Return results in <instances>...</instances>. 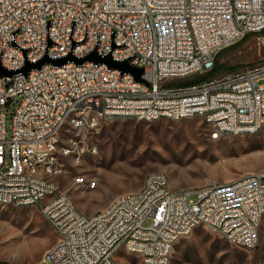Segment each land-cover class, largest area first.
Instances as JSON below:
<instances>
[{
  "label": "built area",
  "instance_id": "built-area-1",
  "mask_svg": "<svg viewBox=\"0 0 264 264\" xmlns=\"http://www.w3.org/2000/svg\"><path fill=\"white\" fill-rule=\"evenodd\" d=\"M264 29V0H0V65L19 70L44 54L55 59L91 51L142 68L137 81L104 63H46L27 75L0 76V204L35 206L56 233L36 264H115L111 248L172 253L199 222L229 244L251 249L264 215V170L198 189L171 188L168 175L147 172L141 185L82 213L61 175V157L86 151L85 132L101 119L202 117L210 137L255 134L264 127V62L220 78L198 79L216 53ZM195 76L193 82L177 79ZM195 80V81H194ZM18 98L7 126V108ZM72 111L70 120L63 112ZM68 129L67 147L58 146ZM29 164V172L21 171ZM82 173L72 178L74 187ZM94 178L89 190L96 188ZM233 207V214H225Z\"/></svg>",
  "mask_w": 264,
  "mask_h": 264
},
{
  "label": "rangeland",
  "instance_id": "rangeland-1",
  "mask_svg": "<svg viewBox=\"0 0 264 264\" xmlns=\"http://www.w3.org/2000/svg\"><path fill=\"white\" fill-rule=\"evenodd\" d=\"M264 62V29L223 48L209 75L220 78ZM201 76V75H200ZM199 76V77H200ZM194 75L177 79L184 83ZM18 98L7 108V126ZM202 117L143 121L101 119L85 132L86 151L77 159L61 157L64 172L51 178L68 190L84 214L104 207L116 194L137 189L150 171L168 175L171 188L198 189L208 181L226 182L264 170V127L255 134L227 135L213 140ZM68 142V135L62 136ZM97 179L93 190L74 187L79 174ZM251 249L229 244L218 233L199 226L173 248L170 264H264V215ZM57 236L35 206L0 204V264H36ZM117 264H143L119 249Z\"/></svg>",
  "mask_w": 264,
  "mask_h": 264
},
{
  "label": "water",
  "instance_id": "water-1",
  "mask_svg": "<svg viewBox=\"0 0 264 264\" xmlns=\"http://www.w3.org/2000/svg\"><path fill=\"white\" fill-rule=\"evenodd\" d=\"M67 61H74L77 64H81L85 61H92L95 63H104L110 68H116L120 70L121 72H129L132 74L133 78L137 81H143L141 78L142 75V68L134 67L129 64L128 60H122V61H115L111 58L110 54L101 56L97 54L96 51H91L88 54L84 55L83 57H75L72 53H69L68 55L61 57V58H55L52 59L48 57L47 54H44L39 60L36 62H28L25 61L24 65L16 71L8 70L3 68L0 65V76H11L14 73L21 72L24 75H27L28 72L32 69H39L42 65L49 63L52 65H62L66 63Z\"/></svg>",
  "mask_w": 264,
  "mask_h": 264
},
{
  "label": "bare ground",
  "instance_id": "bare-ground-1",
  "mask_svg": "<svg viewBox=\"0 0 264 264\" xmlns=\"http://www.w3.org/2000/svg\"><path fill=\"white\" fill-rule=\"evenodd\" d=\"M72 118V111H64L63 112V120H70ZM123 118H132L133 117H123ZM68 135V129H60V135H58V146L59 147H67V143L65 142L64 138L62 137L63 134ZM70 156H73L77 159H80L81 156H77V152H70ZM21 171L22 172H29V164L28 163H21ZM61 172H64V164H61ZM156 175H166L164 173H156ZM54 178V173H47V180H51ZM169 179V178H168ZM94 178H89L86 175L82 174V179L79 180L78 184L75 187H79L82 190H89V185H92ZM97 186V182H96ZM93 190V189H91ZM225 214H233V207H225ZM202 226L199 222H191L188 225V232H192L195 228ZM127 237H119V245H116L114 248H111V256H115V253L119 249H123L125 253H127ZM52 252V247L47 253ZM133 254L140 259L143 260V264H147L146 255L143 251H136V253H129ZM171 254L167 257H163V264H170ZM118 261V259H117ZM117 261L115 264H117ZM154 264H161V254H154Z\"/></svg>",
  "mask_w": 264,
  "mask_h": 264
},
{
  "label": "trees",
  "instance_id": "trees-1",
  "mask_svg": "<svg viewBox=\"0 0 264 264\" xmlns=\"http://www.w3.org/2000/svg\"><path fill=\"white\" fill-rule=\"evenodd\" d=\"M262 31H263V29H262ZM246 35H247V34H246ZM246 35H245V36H246ZM245 36H244V37H245ZM241 39H242V38H241ZM221 50H222V49H221ZM221 50H219V51L216 53L215 58L217 57V55L220 53ZM212 69H213V68H212ZM212 69H211V70H212ZM211 70L208 71V72H206V73H204L203 75H206V74L209 75L210 72H211ZM203 75H201L198 79H204V78H202ZM194 81H195V80H194ZM190 82H193V80H189V82H188V80H187V82H184V83L187 84V83H190ZM184 119H185V118H184Z\"/></svg>",
  "mask_w": 264,
  "mask_h": 264
},
{
  "label": "crops",
  "instance_id": "crops-1",
  "mask_svg": "<svg viewBox=\"0 0 264 264\" xmlns=\"http://www.w3.org/2000/svg\"><path fill=\"white\" fill-rule=\"evenodd\" d=\"M131 191H133V190H131Z\"/></svg>",
  "mask_w": 264,
  "mask_h": 264
}]
</instances>
